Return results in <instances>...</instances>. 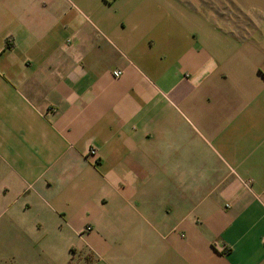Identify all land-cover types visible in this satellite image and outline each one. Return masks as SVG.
Listing matches in <instances>:
<instances>
[{
	"label": "crops",
	"instance_id": "0c3cea01",
	"mask_svg": "<svg viewBox=\"0 0 264 264\" xmlns=\"http://www.w3.org/2000/svg\"><path fill=\"white\" fill-rule=\"evenodd\" d=\"M196 250L264 264V0H0V264Z\"/></svg>",
	"mask_w": 264,
	"mask_h": 264
},
{
	"label": "rangeland",
	"instance_id": "374dc122",
	"mask_svg": "<svg viewBox=\"0 0 264 264\" xmlns=\"http://www.w3.org/2000/svg\"><path fill=\"white\" fill-rule=\"evenodd\" d=\"M212 195L216 196L217 190L216 193L214 192ZM163 247V251L165 252V243L163 244ZM204 254L205 253L200 250H196L194 253L184 252L182 255H180L179 264H203Z\"/></svg>",
	"mask_w": 264,
	"mask_h": 264
},
{
	"label": "built area",
	"instance_id": "2783aa9c",
	"mask_svg": "<svg viewBox=\"0 0 264 264\" xmlns=\"http://www.w3.org/2000/svg\"><path fill=\"white\" fill-rule=\"evenodd\" d=\"M113 75L115 77H119L122 75V70L121 69H114L113 70ZM88 157L90 158V160L94 163L97 164L99 162V153L96 147H90L89 151H88ZM249 185V183H247ZM92 230V227L90 225L86 226V228L84 229V233L89 232ZM84 254L86 256H91L94 257V254L92 253V251L90 249L87 250V252H84Z\"/></svg>",
	"mask_w": 264,
	"mask_h": 264
}]
</instances>
